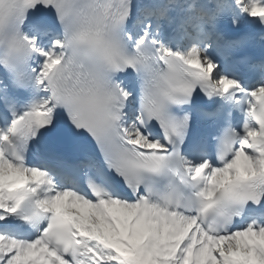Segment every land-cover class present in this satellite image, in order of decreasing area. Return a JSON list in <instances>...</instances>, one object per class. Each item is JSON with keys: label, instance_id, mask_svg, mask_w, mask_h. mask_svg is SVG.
<instances>
[{"label": "snow or ice", "instance_id": "snow-or-ice-1", "mask_svg": "<svg viewBox=\"0 0 264 264\" xmlns=\"http://www.w3.org/2000/svg\"><path fill=\"white\" fill-rule=\"evenodd\" d=\"M252 26L264 0H0V264H264Z\"/></svg>", "mask_w": 264, "mask_h": 264}]
</instances>
